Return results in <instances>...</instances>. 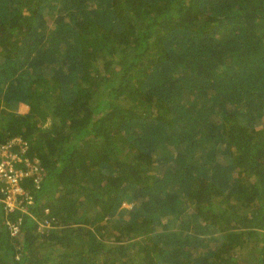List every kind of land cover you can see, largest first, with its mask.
I'll return each instance as SVG.
<instances>
[{
	"label": "trees",
	"instance_id": "1",
	"mask_svg": "<svg viewBox=\"0 0 264 264\" xmlns=\"http://www.w3.org/2000/svg\"><path fill=\"white\" fill-rule=\"evenodd\" d=\"M18 137L55 224L0 201V264H264V0H0Z\"/></svg>",
	"mask_w": 264,
	"mask_h": 264
},
{
	"label": "built area",
	"instance_id": "2",
	"mask_svg": "<svg viewBox=\"0 0 264 264\" xmlns=\"http://www.w3.org/2000/svg\"><path fill=\"white\" fill-rule=\"evenodd\" d=\"M27 149V143L20 137L0 144V201L7 215L5 224L11 236L17 238L26 218L35 221L40 233L55 224L50 208L41 206L34 194L43 186L46 169L37 156L24 155ZM10 214H17V218L12 220Z\"/></svg>",
	"mask_w": 264,
	"mask_h": 264
},
{
	"label": "rangeland",
	"instance_id": "3",
	"mask_svg": "<svg viewBox=\"0 0 264 264\" xmlns=\"http://www.w3.org/2000/svg\"><path fill=\"white\" fill-rule=\"evenodd\" d=\"M6 107L12 111L18 112V113H27L29 111V106L25 104L24 102H15V103H8ZM124 206L131 207L132 204L125 203ZM252 247L250 245H244L243 248H241V254L246 255L248 257V254L252 252Z\"/></svg>",
	"mask_w": 264,
	"mask_h": 264
}]
</instances>
